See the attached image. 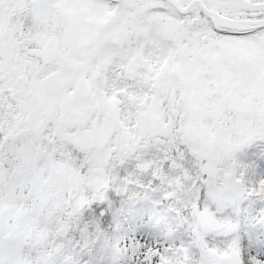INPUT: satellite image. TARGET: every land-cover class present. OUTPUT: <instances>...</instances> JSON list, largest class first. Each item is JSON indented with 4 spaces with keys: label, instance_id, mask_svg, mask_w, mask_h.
Segmentation results:
<instances>
[{
    "label": "snow or ice",
    "instance_id": "6c2138e0",
    "mask_svg": "<svg viewBox=\"0 0 264 264\" xmlns=\"http://www.w3.org/2000/svg\"><path fill=\"white\" fill-rule=\"evenodd\" d=\"M0 264H264V0H0Z\"/></svg>",
    "mask_w": 264,
    "mask_h": 264
}]
</instances>
